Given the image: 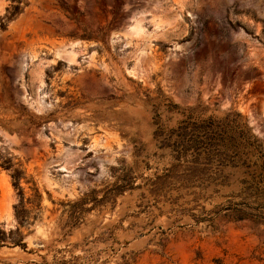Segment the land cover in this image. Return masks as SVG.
I'll return each mask as SVG.
<instances>
[{
  "label": "rangeland",
  "instance_id": "obj_1",
  "mask_svg": "<svg viewBox=\"0 0 264 264\" xmlns=\"http://www.w3.org/2000/svg\"><path fill=\"white\" fill-rule=\"evenodd\" d=\"M21 7L0 26V156L24 195L0 159V230L20 203L37 220L0 264H264V0ZM200 127L220 154L191 147Z\"/></svg>",
  "mask_w": 264,
  "mask_h": 264
},
{
  "label": "trees",
  "instance_id": "obj_2",
  "mask_svg": "<svg viewBox=\"0 0 264 264\" xmlns=\"http://www.w3.org/2000/svg\"><path fill=\"white\" fill-rule=\"evenodd\" d=\"M11 1V5L10 7H8V16H6V18L8 19H12L14 17H16L20 12H21V5L24 3V0H10ZM5 18V19H6ZM5 19L2 18L0 19V26L4 27L5 26ZM157 124H159V122H156ZM163 128L159 127L158 131L159 132H163ZM197 135H201L199 136L198 139L194 140V144L191 145V147H194L196 150H199L201 152H204L206 154L209 155V157L214 154L215 152L217 154H220V152L222 151V149L225 147V141L223 139H217L215 137H212L211 133H209L208 128H199L197 129ZM194 134V133H193ZM158 135H163V133H159ZM245 146H249V147H255L256 148V144L255 141H248L246 142ZM0 159H2L1 165L2 167H4L5 169L9 170L11 173V177L13 180V184L16 188L21 190V195H24L23 189L20 187V181L23 177V173L24 171L19 168V164L13 161V158L11 156H0ZM207 163H211L213 162L212 160H210V158H208ZM221 165L224 164L223 160L219 161ZM196 164H200L199 161L195 162ZM36 191V195H39V191L37 188L34 189ZM106 193V198H108L111 194H114V191H105ZM88 201H95V202H99L97 196H96V191H93L92 193L86 195V197H84L80 203H76V205H84L85 203H87ZM38 208V207H37ZM84 211L85 209L81 208L79 209V211ZM76 211V210H75ZM34 212V210H28L25 205H22L21 203L19 204V207L15 205V216L17 218L18 221V226L15 229H11L9 232H5V231H1L0 230V243L2 244H12L13 246H21L22 248L26 249L27 248V243L25 242V234H23L22 232V228L25 225H32L31 223V219L33 220V222H35L37 220V215H32V213ZM254 218H258L261 219L263 218L262 214H254L253 215ZM244 214H242L241 216H239V218H244Z\"/></svg>",
  "mask_w": 264,
  "mask_h": 264
}]
</instances>
